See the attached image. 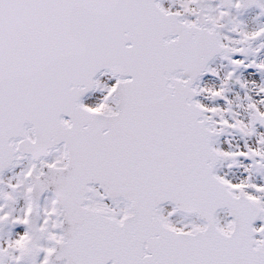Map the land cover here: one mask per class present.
I'll return each instance as SVG.
<instances>
[{
    "label": "snow or ice",
    "instance_id": "6c2138e0",
    "mask_svg": "<svg viewBox=\"0 0 264 264\" xmlns=\"http://www.w3.org/2000/svg\"><path fill=\"white\" fill-rule=\"evenodd\" d=\"M0 264H264V0H0Z\"/></svg>",
    "mask_w": 264,
    "mask_h": 264
}]
</instances>
